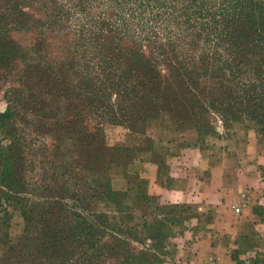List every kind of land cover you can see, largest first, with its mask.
Returning <instances> with one entry per match:
<instances>
[{
  "label": "rangeland",
  "instance_id": "rangeland-1",
  "mask_svg": "<svg viewBox=\"0 0 264 264\" xmlns=\"http://www.w3.org/2000/svg\"><path fill=\"white\" fill-rule=\"evenodd\" d=\"M214 4L0 0V259L9 241L25 237L30 264L37 263V246L55 245L49 244L53 237L69 239L60 252L71 256H47L49 264H97L81 258L96 248L108 257L100 264H120L121 258L105 252L117 238L141 261L165 263L174 252L183 257L169 241L144 249L138 242L143 237L126 233L135 224L118 194H111L112 180L124 173L121 165L134 169L141 145L151 149L188 128L202 130L201 142L219 136L239 145L264 144L261 70L230 80L216 69L215 75L207 72L212 56L203 51L195 58L204 37L190 46L199 26L183 32L191 39L180 45L194 63L204 59L203 78L194 74L191 81L180 73V62H189L174 52L176 41L163 57L154 44L177 39L185 8L192 13L195 6ZM206 258L198 264H216Z\"/></svg>",
  "mask_w": 264,
  "mask_h": 264
},
{
  "label": "crops",
  "instance_id": "crops-1",
  "mask_svg": "<svg viewBox=\"0 0 264 264\" xmlns=\"http://www.w3.org/2000/svg\"><path fill=\"white\" fill-rule=\"evenodd\" d=\"M207 142L192 128L151 149L140 143L114 190L140 224H167L171 250L184 255L164 264H264V144Z\"/></svg>",
  "mask_w": 264,
  "mask_h": 264
},
{
  "label": "trees",
  "instance_id": "trees-1",
  "mask_svg": "<svg viewBox=\"0 0 264 264\" xmlns=\"http://www.w3.org/2000/svg\"><path fill=\"white\" fill-rule=\"evenodd\" d=\"M211 1H215V4L211 5L212 7L208 9H203L202 6H195L197 10L190 13V9L185 8V13H188L186 15L187 19H182L181 24L178 22L180 25L179 29L182 32L176 36V40L167 44L154 41V44L159 45L160 49L163 51L160 53V56L163 57L167 55L166 53L169 52L168 46H172V44L176 41L177 45L173 50L182 56L177 57L183 58L189 62V64L180 62V73L184 76H188L191 81H193L192 76L194 74H196L198 78H203L205 72L203 73L202 68H199V66H201V63L204 62V59L202 58L201 61L194 63L195 59L192 61L189 57H184V55H188L190 50H184L180 45L184 39H191L188 35H186L185 38L181 37L182 33L186 31H193L196 26H199L198 34L193 36L190 46L197 45L200 39L204 37L205 45H203L199 53H195V55L198 54L195 58L200 54L203 55V51L208 52V57L212 56L213 59H211V62L207 65V67H205L206 70L208 69L215 75L216 69L221 72L222 75H225L227 80L237 79L238 74L236 73L241 72L246 73L248 71L253 72L261 70L262 73H264V0ZM201 3L202 5H206L207 2L203 1ZM179 18L181 19L182 16L176 17V19ZM176 19L173 23H177ZM179 49L182 51H179ZM154 53H156V51H153L152 55ZM213 55L215 57H213ZM170 68L176 71L175 67L170 66ZM163 99L168 101L169 97H165ZM195 129L198 130L201 137L202 130L199 127H195ZM111 194H113V196L118 194L121 207L124 208L123 211L126 213L127 211H130V213H132L131 215L128 214V216L130 219L129 221H132V223L135 224L134 231L128 230L126 233H132L135 235L136 240L138 236L143 237L145 241L141 242V239H139L138 242L141 244L143 243L142 246L144 249L152 248V244L155 241L157 243L161 242L163 247L166 245L171 235L168 233L167 224L165 222L150 225L147 221H145L144 224H140L136 220L132 209L123 204L122 195L119 192H113ZM165 209L169 210L168 207ZM107 217L108 216L104 214L98 216L99 220L103 221H106ZM102 232L104 233V230ZM102 238H105L104 235ZM21 239L22 240L19 243L14 245L11 241L8 242L9 247L7 249V253L0 259V264H30V262H27V259L33 256V253H31V244L23 245L26 240H29V237ZM117 240L118 244L116 247L109 250L106 249L105 252L109 255H115L118 258H121L123 262L120 261V264H164L162 259L156 257V261L154 262L138 260L136 255L130 251L128 243L124 241L125 239L117 238ZM146 241L149 243L147 244ZM54 242L55 245L53 247H51V245H47L48 247H42V245L36 247V249H38L36 264H49L47 263V256L53 257L56 260L59 257L64 256L67 260H69L71 256L70 252L64 254L60 252L62 250L66 251L65 245L67 244L65 243H69V239H63V242L61 243L58 237H53V241H50L49 244ZM89 243L90 242L85 245H88ZM146 246L149 248H145ZM80 247H82V245H80ZM71 251H74L72 246ZM81 258L84 260L86 259L87 261H96L97 264H100L104 263L108 257H106V253H104L103 249L96 248L91 252L88 251L83 253ZM88 264L93 263L90 262Z\"/></svg>",
  "mask_w": 264,
  "mask_h": 264
},
{
  "label": "built area",
  "instance_id": "built-area-1",
  "mask_svg": "<svg viewBox=\"0 0 264 264\" xmlns=\"http://www.w3.org/2000/svg\"><path fill=\"white\" fill-rule=\"evenodd\" d=\"M232 208L236 214L242 213V203H235L232 205Z\"/></svg>",
  "mask_w": 264,
  "mask_h": 264
}]
</instances>
